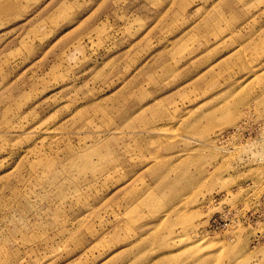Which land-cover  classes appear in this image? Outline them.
I'll list each match as a JSON object with an SVG mask.
<instances>
[{
  "label": "rangeland",
  "instance_id": "rangeland-1",
  "mask_svg": "<svg viewBox=\"0 0 264 264\" xmlns=\"http://www.w3.org/2000/svg\"><path fill=\"white\" fill-rule=\"evenodd\" d=\"M180 1L0 0V264H264V0Z\"/></svg>",
  "mask_w": 264,
  "mask_h": 264
},
{
  "label": "crops",
  "instance_id": "crops-1",
  "mask_svg": "<svg viewBox=\"0 0 264 264\" xmlns=\"http://www.w3.org/2000/svg\"><path fill=\"white\" fill-rule=\"evenodd\" d=\"M181 1L179 3H181ZM179 3H178V6H179ZM223 3L229 7V9H228L229 11H235V10L237 11L238 10V8L236 7L237 4L234 2V0H223ZM189 35H191V34H188V36Z\"/></svg>",
  "mask_w": 264,
  "mask_h": 264
}]
</instances>
